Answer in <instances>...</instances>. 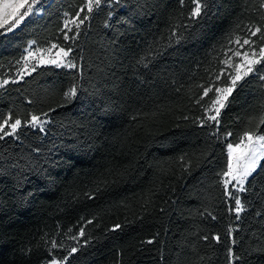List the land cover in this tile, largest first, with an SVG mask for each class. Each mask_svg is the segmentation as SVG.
I'll return each instance as SVG.
<instances>
[{"label": "trees", "instance_id": "trees-1", "mask_svg": "<svg viewBox=\"0 0 264 264\" xmlns=\"http://www.w3.org/2000/svg\"><path fill=\"white\" fill-rule=\"evenodd\" d=\"M86 4L43 0L39 14L0 35V81H9L0 118L49 121L44 132L22 127L19 139L0 141V264L60 263L72 247L64 264H230L229 248L239 257L232 264H264V160L235 192L239 220L218 175L228 142L264 135V81L240 82L215 135L194 122L215 87L230 84L227 74L216 80L229 38L264 28L261 0H208L185 39L160 55L172 30L189 24L193 0H105L92 13ZM77 12L90 18L77 41H65L60 30ZM30 41L73 47L78 67L40 66L16 80ZM73 84L80 92L67 103ZM204 87L213 91L198 104Z\"/></svg>", "mask_w": 264, "mask_h": 264}, {"label": "snow or ice", "instance_id": "snow-or-ice-1", "mask_svg": "<svg viewBox=\"0 0 264 264\" xmlns=\"http://www.w3.org/2000/svg\"><path fill=\"white\" fill-rule=\"evenodd\" d=\"M103 2H105V0H88L85 5L87 13H92L93 10L95 8H99ZM117 2H119V0H117ZM180 2L183 4L184 0H180ZM193 2L195 3V8H193L190 12L189 24L181 26L184 28V31H178L174 28L169 37L168 44L157 52V55L162 54L166 48L172 47L173 39L177 44H179L181 40L185 39V32H187L189 27H191V20L201 18L205 14V10L209 7L208 0H193ZM41 3L42 0H0V35H7L8 33L14 32V30L18 29L25 22L26 18L39 14L40 8L38 5ZM260 7L264 8V0H261ZM81 12H83V9H81ZM81 12H77L75 14L76 19L65 20L64 28L60 30L65 41L71 40L75 42L78 40V30L80 26L90 18L88 14L81 16ZM69 24H74L77 29V32L71 36L69 33L72 32V29L69 27ZM65 29H67V31H65ZM248 33L249 35L245 38H242L239 35L229 38V45L234 44L236 47H228L226 49L224 59L219 61L225 67L220 69V74L216 76V80H220L223 75L227 74L230 84L226 82L224 87H215L214 90L217 95L214 98H209L206 105H201L203 109V116L197 117L196 121H194L198 122V126L201 128L208 127L211 135H215L216 131H218L221 110L227 106L229 97L240 86V82L245 81V78L250 74L259 80L264 81V67H257V65L264 66V43L257 46V41L252 39V37H257L259 34V40L264 41V28L255 26V29L252 30V27H249ZM188 38H190V35ZM35 45L36 41L29 42L25 48L26 55H22L20 59L15 61L17 66L22 65L23 69L27 70L30 68V72H34L36 71L38 65L31 64V60L36 59V53H51L53 49L59 48V51L56 53L57 58H51L46 62L54 65L56 68L64 67L68 69H76L78 67L71 56V53L74 51L73 47L68 46L65 48L57 43H51L50 48L42 49L34 48ZM245 46L248 47L245 48ZM234 57H239L240 60H234ZM40 63H45L43 57L40 58ZM140 63H144L143 58ZM144 66L147 67V64L144 63ZM229 68L232 69L231 72L227 71ZM18 71L21 77L26 74L25 71L20 70L19 68ZM30 72L27 74H30ZM12 82L15 83L16 81L13 79ZM8 83L9 81L7 79L0 81V88H4ZM211 91H213V87H204L203 95L196 101V103L199 104L200 101L207 97ZM79 92L80 89L77 84L71 85L68 90L63 93L64 101L71 103L78 97ZM52 111H54V109ZM43 115L47 117L48 113H44ZM184 119L187 120L188 117L185 116ZM48 122V120L42 119L37 115H32L30 120L24 122H22L19 118H16L13 121L12 117L9 116L7 119H2V123H0V141L5 140L7 137L19 139L18 130L22 127H31L33 129L39 128L40 132H44V125ZM260 123L264 124V116L260 118ZM213 125H215V130H213ZM227 136H232V133H227ZM245 137L247 138L246 140ZM226 147V170L221 171L218 175L220 176V183L224 188V194L228 196L229 199L235 200L234 211L236 213V219L239 220L240 213L245 210V207L241 198L236 196L235 192L246 191V181H248V178L257 170L261 160H264V135L245 132L237 143L233 144L232 142H228ZM179 160L182 162L184 169L187 170L188 164L185 162L186 158L181 156ZM233 181L235 183H233ZM85 195L90 200L95 199L94 193H85ZM92 222L93 221L89 220L87 223L91 224ZM121 227L122 225L116 224L113 226L111 231H116ZM69 231H71V229H69ZM231 231L232 229L229 230L230 233ZM84 235V228H81L79 230V236L83 237ZM72 239L76 240L78 237L73 236ZM205 239H207V237H205ZM215 239L218 240L219 238L216 237ZM87 242L88 241H85V243ZM146 243L152 244L153 240L149 239ZM233 243L235 244V240H233ZM57 247L58 245L56 242H53L52 248ZM77 251L78 247H72L68 254L61 258L60 264H64V261H67L68 258ZM228 259L230 264L239 259L232 248H229L228 250ZM49 264H58V262L55 258H53Z\"/></svg>", "mask_w": 264, "mask_h": 264}, {"label": "rangeland", "instance_id": "rangeland-1", "mask_svg": "<svg viewBox=\"0 0 264 264\" xmlns=\"http://www.w3.org/2000/svg\"><path fill=\"white\" fill-rule=\"evenodd\" d=\"M43 1V0H42ZM87 2H88V0H87ZM40 5V4H39ZM39 5H38V7H39ZM27 19V18H26ZM69 27L72 29V31H73V29H75V25L74 24H69ZM65 31H67V29H65ZM241 43H242V41H241ZM51 47V45L50 46H48V47H45V48H42V49H46V48H50ZM234 47H236V45H234L233 46V48ZM248 46H245V48H247ZM34 48H37L36 46H34ZM59 51V48H57V49H53L52 50V52L51 53H44V52H38V53H36V59H32L31 60V64H36V65H38V67H40V66H54V65H52V64H50V63H47L46 61L47 60H49V59H51V58H57L56 57V53ZM24 55H26V53H24ZM229 55H230V53H229ZM41 57H43L44 58V60H45V63H40V58ZM234 60H240V58L239 57H234L233 58ZM55 67V66H54ZM225 67V66H224ZM19 69L20 70H23V71H25L26 72V74L24 75V76H27V75H29V74H27L28 72H30V68L29 69H27V70H25V69H23V66L22 65H20L19 66ZM227 71L228 72H231L232 71V69L231 68H229V69H227ZM30 74H31V72H30ZM23 76V77H24ZM23 77H21L20 76V74H19V71H18V74H17V77H16V80H20L21 78H23ZM217 95V94H216ZM214 114V113H213ZM247 138H245V140H246ZM262 161V160H261ZM255 173V172H254ZM253 173V174H254ZM252 174V175H253ZM251 175V176H252ZM250 176V177H251ZM249 177V178H250ZM248 178V179H249ZM247 182V181H246ZM233 183H235L234 181H233ZM246 184V183H245ZM47 264H49V263H47ZM58 264H60L59 262H58Z\"/></svg>", "mask_w": 264, "mask_h": 264}]
</instances>
